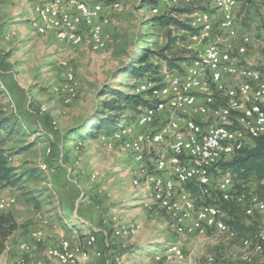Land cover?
Listing matches in <instances>:
<instances>
[{
  "label": "rangeland",
  "instance_id": "obj_1",
  "mask_svg": "<svg viewBox=\"0 0 264 264\" xmlns=\"http://www.w3.org/2000/svg\"><path fill=\"white\" fill-rule=\"evenodd\" d=\"M150 1L119 0L121 10L111 15L112 24L106 29L107 46L101 52H93L87 43L73 46L59 43L51 33L39 35L31 20L34 15L32 0H0V79L12 76L20 81L17 89L24 95L22 114L39 123L36 129L29 127L26 121L23 124L14 98L3 91L5 85L0 80L1 112L13 117L11 130L2 133L4 146L9 149L10 164L19 165L24 173L35 172L31 177H23V173V180L16 188L2 192L0 186L1 197L9 201L3 212L14 213L20 224L9 246L27 233L31 237L38 224L47 221L44 238L34 244L35 250L47 251L48 247L41 249V245L49 229L54 228L58 236L62 235L59 241L80 229L76 230L78 235L87 233L80 242L90 235L96 236V244L87 246L84 256L93 246L98 248V238H102L104 264H112L116 259L126 262L121 264H251L264 258V225L257 212L249 217L238 205L224 209L226 220H233L241 228L234 240L215 231H207L202 237L178 236L171 230L163 212L143 208L145 191L132 183L139 165L131 153L121 150L119 142L109 149L102 139L106 136L99 139L86 132L88 142L84 145L81 141L79 150L76 149L78 141L65 145L71 141V136L78 138L77 132L85 121L94 115L104 116L103 103L110 99L101 95L105 87L130 93L139 83L138 86L150 80H134L127 74L131 67H139L143 55H147V64L154 65L148 77L158 80L163 73L178 70L190 62L207 43L193 41L190 31L178 26L160 25L155 21L158 17L168 15L184 25H189L191 15L197 12H208L215 19L220 18L215 11V0H160L157 5L148 4ZM236 17L239 38L235 43L243 45L246 37L251 39L247 53L238 57V64L264 70V0H238ZM221 34L215 28L212 41L223 42ZM61 62L69 65L75 77L76 97L70 104H65L63 97L52 92L54 86L63 82ZM11 70L16 73H6ZM228 84L235 85V82ZM143 97L148 100V96ZM42 106L46 112L41 111ZM217 108L209 121L218 114ZM141 111L129 109L125 112L123 122L132 127L129 138L138 129L136 120ZM165 116L164 119L170 115ZM159 121L158 118L146 129L158 128ZM30 147L32 150L27 152ZM23 150L26 151L24 156L15 157ZM154 155V152L148 155L147 164L153 161ZM216 180L214 178V184ZM236 184L248 193L246 196L254 192L264 197L256 180L243 185L236 181ZM187 190L197 203L201 202L193 188L189 186ZM213 190L211 187V199L214 198ZM204 191L205 201L209 197L208 191ZM237 191L239 189L233 187V193ZM134 223L140 225L138 233L124 236L123 229ZM260 235L262 251H247L242 246L243 239ZM173 243L181 246L185 259L181 263L156 260V256L163 255ZM38 259L43 261V258ZM9 261L5 255L0 264Z\"/></svg>",
  "mask_w": 264,
  "mask_h": 264
},
{
  "label": "bare ground",
  "instance_id": "obj_2",
  "mask_svg": "<svg viewBox=\"0 0 264 264\" xmlns=\"http://www.w3.org/2000/svg\"><path fill=\"white\" fill-rule=\"evenodd\" d=\"M32 2L34 15L31 20L34 29L39 35L51 33L59 43H68L73 46L87 43L93 52H101L106 48L108 38L106 29L112 24L111 15L121 10V4L118 0L108 2L97 0V6L102 9H100L97 19L91 20V13L88 12V9H81L80 4L84 5V7H92V0H74L73 3H70L69 0H54V2L52 0H32ZM214 5L215 11L220 15L219 20L215 19L217 20V29L222 33L224 41H212L213 33H210L209 43H212L209 45L210 63L212 66H218L217 69H212V81L209 80L207 66H200L197 68V83L192 86V81H185L176 87V95L187 94L190 91V96H193L191 104H187L186 99L168 101V99H171V92L167 91V89L157 90V86H153L154 81L150 80L142 83L135 91L136 94L141 95H145V92L154 93V105H162V102L167 101L168 109L187 108V111H193V118H196L194 128L182 130L178 134V141L184 142L171 145L172 137L150 136V134L139 135L137 131L129 138L132 127L125 122L111 136L103 137L102 139L107 143L109 149H113L116 142H119L122 151L131 153L134 156L139 166L132 183L134 187L142 188L145 191V197L142 201L143 208L147 211L159 210L163 212L168 219L171 230L175 234L183 237H202L207 231H215L234 240L237 237V233L225 222V210L221 207L222 203L229 202L233 199V196H223L221 198L218 214L216 208H209L205 210V217L196 215L192 225L189 224V216L184 215L183 206L179 205L180 189H182L185 195H190L187 200V210H194L196 205L205 207L203 198L206 196L204 191L206 183L200 182V179H208L209 168H202V164L198 163V160L204 159L207 146L214 145L217 126H220V130H223V132H220V139H227V137L232 136V133H238V124L232 123H238L239 113L244 103H252L253 100L258 98H260V103H264V70L256 69L257 71H255L254 68L240 65V62L238 64V57L247 53L248 45L251 42L250 38L246 37L243 45L235 43L239 38L238 20L236 17L238 0H215ZM203 13L210 14L208 12ZM195 22L197 29H206V21L196 20V14L191 17L189 23L192 29H194ZM191 39L204 42V44L207 42V38H204V35H192ZM204 46H207V43ZM228 48H231V54L226 56V63H221V52L223 49ZM60 66L66 73H63V82L54 86L52 92L56 96L63 97L65 104H70L76 97L75 77L66 62H61ZM178 73L179 69L169 70L163 73L160 81L162 79H171V75H178ZM232 82H235V85L228 84ZM216 106L218 107V114H215L209 121L208 118L212 116ZM41 111L46 112L47 109L42 106ZM261 117L264 119V106L261 107ZM142 119H144L143 111L137 116V120ZM53 124V126H57L56 122ZM263 135L264 122L262 128L257 129L255 134L249 135L250 146L253 145L255 139ZM140 144H154L157 147H168L170 145L168 161L173 162L171 171L175 175H172V183L174 184H168L167 191H163L164 182L160 179L150 180V174H146V169L141 168L139 155L136 152H144L145 145ZM80 146H82V143L78 141L76 149L79 150ZM195 148H197V153H192V158H188L189 152L194 151ZM242 150L243 137H236L230 143V160ZM180 159H188L189 170L178 166ZM163 168L164 157H157L152 165V171L163 172ZM193 171L200 174H193ZM192 183H195L199 189L200 203H197L193 195L187 190L188 185ZM251 196L252 194L249 196L244 194L236 195L235 202L243 207L246 216L253 217L258 212L261 217L260 223L264 225V199L262 200L256 193L252 200ZM6 208L7 203L0 196V212L5 211ZM216 220L217 225L214 224ZM139 229L140 225L134 223L128 226L124 233L126 236H133L138 233ZM31 236L33 239H37L36 242H40L43 237V231L40 229L36 230L32 232ZM260 237L262 235L254 239H243L242 246L247 251L260 252L263 248ZM66 240L71 241L69 239ZM95 241V236L90 235L85 241V246H91ZM71 243L72 254H70V244H65V239H63L58 245L47 249V252H51L46 253L47 257L58 264H85L78 257L83 246L78 242L71 241ZM180 248L181 246L178 243H173L169 245L163 255H160V258L162 257L169 263L178 262L172 255H180ZM30 250L31 247L29 245H23L24 252L28 253ZM181 251H183L182 248ZM247 254L251 255L250 252H247ZM156 260H161L159 255L156 256ZM209 260L212 261V259ZM7 264L26 263L16 261Z\"/></svg>",
  "mask_w": 264,
  "mask_h": 264
},
{
  "label": "built area",
  "instance_id": "obj_3",
  "mask_svg": "<svg viewBox=\"0 0 264 264\" xmlns=\"http://www.w3.org/2000/svg\"><path fill=\"white\" fill-rule=\"evenodd\" d=\"M54 2V0H52ZM70 3H73L74 0H69ZM81 9H88V12L91 13V20H96L97 16L100 14V8L97 6V0H92V7H84V5L80 4ZM196 20H204L206 21V29H197L196 22L194 26V30L196 32L192 35H204V38H207V46H203L202 50L196 54V56L188 63H184L179 68L178 75H171V79H162L160 82H153V86H157V90L159 89H167V91L171 92V99H186L187 104H191L193 96H190V91L187 94L176 95V87L178 84H182L185 81H192V86L197 83L196 74L197 68L200 66H207V73L209 74V80L212 81V69H217L218 66H212L209 58V36L210 33H214L215 28L217 29V20H215V16L212 14L205 13H195ZM227 21V20H226ZM218 30V29H217ZM95 33V32H93ZM231 54V48L223 49L221 52V63H226V56ZM255 71H257L255 69ZM66 73V72H64ZM145 96H148V100L151 103L150 107H146L144 112V119L136 120L137 132L139 135L150 134V136H169L172 137V144H180L184 141H178V134L180 131L185 129H192L195 126V119L193 118V111H187V108L181 109H168L167 101L162 102V105H154V93L145 92ZM206 100V98H205ZM264 106V103H260V98L253 100L252 103H244L240 113L238 123V133H232L231 137H227V139H220V126H217L215 133V143L213 146H207V151L204 154L203 160H198V163L202 164V168H209V177L208 179H200V182L206 183V191H208V197L212 191L211 187H214L213 191H217L220 195L219 201L223 196H232V188H233V176L230 173L219 172L217 170V166L224 161H228L231 157L230 155V143L236 137H243V149L247 146H250L249 143V135L255 134L257 129L262 128V124L264 122L263 117H261V107ZM203 108V107H202ZM170 115L169 118L164 119L165 115ZM160 119V126L156 129L148 130L146 127L153 125L156 120ZM193 140V139H191ZM145 145V152H136L139 155V161L141 162V168L146 169V174H150V180L152 179H160L164 182L163 191H167L168 184L172 183V175L173 171H171V164L173 162L168 161V147H157L154 144H140ZM152 152L155 153L154 158H151L153 161H150L148 164V155ZM192 153H197V148L194 151H190L188 158H192ZM179 155V154H177ZM157 157H164V168L163 172H153L152 164L155 162ZM180 167H185L186 170L188 168V159H180ZM192 171V170H190ZM217 171V172H215ZM193 174H200L194 173ZM214 178L218 180L215 181ZM181 190V197H179V205L183 206L184 215L189 216V224L192 225L195 221L196 215H203L205 217V210L209 208H216V212L218 214V206L217 203H205V207H198L196 205L194 210H187V200L190 195H185L184 191ZM255 193H252L251 200L254 197ZM169 205V204H168ZM44 223H47L45 221ZM217 225V220L214 223ZM31 243L24 244H35L37 239H31ZM108 245V242H106ZM65 244H70V254H72V243L71 241H67L65 239ZM20 249L23 250V244L20 246ZM46 253H51L47 252ZM178 262H182L185 259L184 251H181L180 255H172ZM159 259L160 255H159ZM43 262H46L43 259Z\"/></svg>",
  "mask_w": 264,
  "mask_h": 264
},
{
  "label": "trees",
  "instance_id": "obj_4",
  "mask_svg": "<svg viewBox=\"0 0 264 264\" xmlns=\"http://www.w3.org/2000/svg\"><path fill=\"white\" fill-rule=\"evenodd\" d=\"M159 2L160 0H151L150 2H148V4L157 5ZM193 15H191V17ZM155 21L162 26L174 25L182 28L183 30L186 31L188 30L190 31V33L196 32V30L192 29L190 24L184 25L179 20L170 17L168 15H163L161 17H158ZM153 70H154V65L147 64V55H143V57L139 59V67H131L127 71V74H130L134 80H140L142 78H145L144 80H142V82L147 79H150V81H154V82H160L161 78L158 80H154V78L151 79L152 77L151 78L148 77V75L153 73ZM137 86H135L130 93H125L108 86L105 87L101 91V95L110 97V99L104 101L103 103V109L105 110L106 113L104 114V116L101 117H96L94 115L93 117L85 121L83 125L80 127L81 130L77 132L78 138L79 139L86 138L85 137L86 132H89V136L99 137V139L103 136L106 137L111 136L124 123L123 121L125 117V112L127 110L130 109L137 112L138 110L140 111V109H142L143 111L146 107H150L151 103L149 100L144 99L143 97L144 95L136 94L134 92ZM12 118L13 117L11 116H5V114H3L0 109V186L2 188H16L23 180L22 174L18 173V169L10 164L9 161L10 157L8 155V151L4 148L5 143L2 133L11 130V125H12L11 123L13 120ZM252 146H247L245 149L240 151V153L236 154V156H234L235 158L233 157V159L231 158V160L229 159L228 161L221 162L217 166V170L219 172L231 173L234 180L233 187L239 189V191H237V193L234 194L232 188L231 194L233 196V199H231L227 203L221 204V207H223L225 210L227 207L231 205L241 206L237 202H235L236 195L239 196L242 194L245 195L248 194L246 191L240 190L241 186L239 184H236V181H241V185H243L250 182L251 180H256L259 186V190L264 191V135L255 139ZM189 186L194 189V193L199 194L198 192L199 189L198 187H196L197 185L195 183L188 185V187ZM213 194H214L213 199L209 197L203 202L205 203L212 202V203L220 204L219 193L215 190L213 191ZM256 194L257 195L259 194L258 196H260L261 199H264V197L261 196L262 193H256ZM225 222L227 223V225L231 226L236 233H238L241 230V228L233 220H226L225 218ZM19 229H20V224L16 220L13 213L11 212L0 213V257L6 251L10 238ZM262 260L263 258L262 259L260 258L258 260L253 261V263L251 264H264V261Z\"/></svg>",
  "mask_w": 264,
  "mask_h": 264
},
{
  "label": "crops",
  "instance_id": "obj_5",
  "mask_svg": "<svg viewBox=\"0 0 264 264\" xmlns=\"http://www.w3.org/2000/svg\"><path fill=\"white\" fill-rule=\"evenodd\" d=\"M250 41H251V39H250ZM250 45H251V42H250ZM249 45V46H250ZM7 74H13V73H16L15 71H9V72H6ZM5 74V73H4ZM15 77V76H14ZM1 81H3V83H4V87H2V89H3V91L4 92H8V94L10 95H12V97L14 98V100H15V102H16V107L17 108H19V111H20V113H19V115H21V117H22V122H23V124H24V121H26L27 123H28V126L30 127V126H35L34 127V129H36L37 127H36V124H38L39 125V123H37L36 121H34L33 120V118L32 117H30V116H26V115H24V114H22V106H24V95L22 94V91L20 90V89H17V84L19 85V83H17V82H20L18 79L17 80H15L12 76H10L9 78H2V79H0ZM10 95V96H11ZM32 133L34 134V133H36L35 131H32ZM78 140H80L79 138H77V137H74V136H71V141L70 142H67L65 145L67 146V145H69L70 143H75V141H78ZM87 139H85V138H83V139H81L80 141H82L83 142V144L84 145H86L87 144V142L88 141H86ZM33 147V146H32ZM7 151L9 150V149H7V147L5 146L4 147ZM32 149H31V147H30V149L29 150H27V152H30ZM69 150V149H68ZM25 153H26V151L25 150H23L22 152H20V155H17V156H15V157H21V156H24L25 155ZM27 159V158H26ZM46 159V158H45ZM48 159H50V157H48ZM91 159H92V157L91 158H89L88 159V161H91ZM87 161V162H88ZM24 162H26V161H24ZM49 166V165H48ZM14 167L15 168H17L18 169V173H20V174H23L24 173V171H20V168H19V165H14ZM30 171H31V169H30ZM33 173H35V172H27V173H24V175H23V177L25 176V177H31L32 175H33ZM11 190V189H13V188H2V192L3 191H5V190ZM1 193V192H0ZM1 196V195H0ZM6 200V202H7V207H8V203H9V201L7 200V199H5ZM86 210H88L87 209V207H86ZM153 211V210H152ZM13 215H14V213H13ZM15 216V215H14ZM17 220V219H16ZM45 222V221H44ZM44 222H41L40 224H38V228L36 229V230H42L43 231V237L41 238V241L40 242H42V240H43V238H44V231H45V227H46V224L47 223H44ZM93 228V227H92ZM125 229L126 228H124L123 229V232L125 231ZM35 230V231H36ZM76 230H80V229H75L74 231H72V233L71 234H69L68 233V237H66L65 239H72V240H74L75 242H78L79 244H81L82 246H83V249L81 250V252L79 253V255H78V257H79V259L81 260V261H83V263H85V264H104V260H105V258H102V251H103V241H102V238L101 237H99L98 238V248H95L94 246H93V248L91 249V252H89V254H87V255H85L84 256V254H83V251L86 249V246H85V241L89 238V236L87 237V238H85L82 242H80L79 241V239L81 238H83V237H85L86 236V234L87 233H80L81 235H78L76 232ZM57 231H55L54 230V228H52V230H50L49 229V231H46V234H45V240H44V243H43V245H41V249H44V247H48V249L49 248H51V247H54V245H58L59 243H60V241H59V239H61V237L60 236H62V235H60V236H58L57 235ZM88 234H91V232H89ZM124 236H125V233L123 234ZM14 236V235H13ZM12 236V237H13ZM95 236V235H94ZM11 237V238H12ZM10 238V239H11ZM31 238H32V236L30 237V235H29V233H27V234H25V236H24V238H22L21 240H18V241H15V243H14V245H12V246H7V249H6V251L4 252V254L0 257V259L2 258H4L5 257V255H7V258L9 259V260H11V261H9V262H5V263H12V262H16V261H23V262H25L26 264H40V263H45V262H43V261H41V260H39L38 258H43V259H45L46 261H48V263L49 264H58L57 262H55V261H53V260H51V259H49L48 257H47V255L45 254V251L44 252H42V251H37V250H35L36 249V246L35 245H33V244H24V243H31ZM33 239V238H32ZM95 239H96V236H95ZM59 241V242H58ZM73 241V242H74ZM40 242H36L35 241V243H40ZM96 242V241H95ZM29 245L30 247H31V250H30V252H28V253H26V252H24L23 250H21L20 249V246L21 245ZM96 244V243H95ZM94 249V250H93ZM42 252V253H41ZM83 254V255H82ZM21 257H24V258H21ZM104 257H106V256H104ZM162 260H164V261H166L165 259H163L162 257H161V260L160 261H162ZM114 261V259H112V262ZM262 261H264V258H263V260ZM111 262V263H112ZM123 262H125L124 260H119V259H116L115 260V262L114 263H112V264H121V263H123ZM167 262V261H166ZM126 263V262H125ZM47 264V263H46Z\"/></svg>",
  "mask_w": 264,
  "mask_h": 264
}]
</instances>
